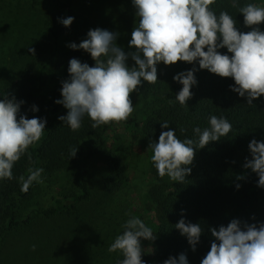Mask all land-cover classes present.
Masks as SVG:
<instances>
[{
    "label": "trees",
    "instance_id": "obj_1",
    "mask_svg": "<svg viewBox=\"0 0 264 264\" xmlns=\"http://www.w3.org/2000/svg\"><path fill=\"white\" fill-rule=\"evenodd\" d=\"M236 3L238 7L234 8L233 0H216L210 8L217 16L221 11L228 12L237 21V28L247 32L250 29L244 25V17L238 8L254 3V0H236ZM69 8L70 4L65 0H53L50 3L45 12L47 28L43 36L44 47L39 43L33 45L35 56L32 61L18 75L5 78L0 86V99L9 92L18 101H25L20 108L21 115L29 119L37 117L47 120L41 139L29 146L15 163L14 178L0 180V264H111L115 261L117 264L124 258L119 251L113 252L112 256L108 252L119 233L107 228L103 235L102 231H96L99 228L95 226L91 236L86 231L75 233L79 229L78 224L82 226L80 222L86 219V216L79 218L78 204L88 202L92 195L87 180L90 161L98 155H104L107 170L104 184L109 194L125 185L127 177L123 158L106 150V133L115 122L93 129V121L85 116L81 128L72 131L58 119L68 112L55 101L62 99L61 82L69 79L70 59H79L89 66L95 64L89 53L68 47L72 42L79 44L82 41L80 36H73V23L65 27L59 22L69 17L66 12ZM259 27L264 31V23ZM219 51L231 55L226 48ZM192 67L193 64L186 62L174 65L161 62L157 65V82H144L139 88L140 97L144 101H151L156 107L144 116L141 125L144 139L150 143L158 142L161 131L171 129L176 131L181 141L186 138L196 140L193 129L209 127L208 118L211 115L226 118L232 124V131L227 137L195 150L193 163L189 166L191 174L183 183H171L166 176L161 178L157 171L154 174V184L150 186L148 195L154 206L156 222L148 227L156 239L141 241L142 249L151 250L149 261L153 264H163L170 256L178 258L181 253L187 256L188 264H201L214 239L208 231L209 227L227 226L232 219L248 223L264 222V188L257 187L258 177L255 173L243 168L245 157L251 158L249 142L252 139L264 141V96L248 105L246 97H239L238 93L231 91L229 86L234 85L232 78H222L208 70H198L195 73L197 83L191 88L193 95L186 102L187 105L181 106L175 101V96L182 85L174 81L173 77ZM195 67L199 69L198 63ZM169 100L174 103L170 104ZM33 105L39 111H31ZM164 121L169 122L168 129L161 128ZM131 122L139 125L135 118ZM77 147L75 157H71L70 150ZM75 164L81 166V193L73 194L67 205L40 211L38 214L45 221L60 218L65 222L57 229L50 228L49 235L44 229H40L37 234L35 219L30 215L25 218L20 215L21 206L32 195V185L27 192L21 191L19 178H27L29 168L42 166L46 173L53 174ZM241 174L246 175V178L237 180L236 176ZM237 184L240 185L239 189ZM70 216L74 218L70 219ZM114 218L115 222L122 223L120 215L115 214ZM181 218L193 224L199 223L204 230L195 251L188 244L187 238L175 228ZM54 232L57 233V252L46 257L42 252L48 248L45 245L50 242V235ZM19 235H31L45 247L19 255L15 263L11 257L3 258L2 253L7 246L16 252L15 238ZM29 244L33 246L32 241ZM19 245L28 247L27 240Z\"/></svg>",
    "mask_w": 264,
    "mask_h": 264
},
{
    "label": "clouds",
    "instance_id": "obj_2",
    "mask_svg": "<svg viewBox=\"0 0 264 264\" xmlns=\"http://www.w3.org/2000/svg\"><path fill=\"white\" fill-rule=\"evenodd\" d=\"M216 0H132L138 24L131 32L129 48L125 52L117 45L119 33L105 29H90L87 38L79 44L72 42V50H84L94 60V66L79 59L69 61V79L62 81V99L55 101L67 110L66 116L58 117L72 131L82 126L85 116L93 121V129L111 122H121L133 113L131 94L138 92L144 82L155 84L158 80L157 65H174L177 62L193 64L190 70L177 73L173 80L182 85L175 101L187 105L192 97L191 88L197 83L195 73L208 70L222 78H232L231 91L246 97L247 104L264 96V7L253 3L238 8L244 17V25L250 30L242 32L237 21L226 11L219 15L210 8ZM232 7H238L233 0ZM74 17L62 18L60 23L69 27ZM227 49L222 54L219 49ZM206 49V50H205ZM28 52L35 56V48ZM131 58L134 66L126 61ZM199 65V69L195 64ZM25 101L17 100L7 92L0 99V180H12L13 167L26 153L29 146L38 142L45 130L46 119L27 118L20 114ZM169 103L174 101L169 100ZM31 111H39L33 105ZM209 127H196L197 139L177 138L176 131H161L158 142L149 144L158 175L168 176L172 181L183 183L191 174L189 167L194 160L195 150L203 149L213 141L227 137L232 124L224 117L211 115ZM162 129L169 122L161 123ZM184 131V129H181ZM251 158L245 157L243 168L258 177L257 187L264 188V141L252 139L248 144ZM77 148L70 150L75 157ZM30 158V157H29ZM235 163V161H233ZM27 178L21 176V191L27 192L33 182L43 183V168H29ZM246 175H237V180ZM237 189L240 185H236ZM255 220V216L252 217ZM123 233L115 237L108 248L109 253L121 252L123 259L117 264H145L142 260V240L156 239L152 229L143 220L130 216L121 225ZM175 228L187 238L192 250L200 242L203 229L199 223L186 222L181 218ZM214 238L210 250L201 264H264V222L248 223L232 219L227 226L209 227ZM35 245L32 246L33 251ZM163 264H188L187 256L181 253L169 257Z\"/></svg>",
    "mask_w": 264,
    "mask_h": 264
},
{
    "label": "rangeland",
    "instance_id": "obj_3",
    "mask_svg": "<svg viewBox=\"0 0 264 264\" xmlns=\"http://www.w3.org/2000/svg\"><path fill=\"white\" fill-rule=\"evenodd\" d=\"M52 1L0 0V86L5 78L9 79L13 75H18L32 61L34 56L28 52L29 47L38 43L44 47L43 36L47 28L45 12ZM65 1L70 4L66 12L75 18L73 36L78 35L84 40L90 29L101 28L119 33L116 43L126 53L133 50L128 45L131 32L138 24V18L135 15L136 9L132 0ZM253 4L264 7V0H254ZM126 63L129 67L134 66L131 58ZM131 100L133 113L127 120L115 122L106 133V150L123 158L127 182L114 193L109 194L104 184L107 174L104 155H98L90 161L87 180L92 195L88 202L78 204L79 218L86 216V219L80 222L82 226L78 224L79 229L75 232L76 234L86 231L85 233L90 235L95 227H98L96 231H102L103 235L106 234L107 228L122 234L121 225L130 216L140 218L147 226L156 222L154 206L150 201L148 190L154 184V174L157 170L151 161L153 152L149 148L150 142L144 139L141 127L144 116L156 107L150 103L151 101H144L138 92L131 94ZM132 118H135L139 125L131 122ZM41 178L43 183L33 182L32 195L20 210L22 218L30 215L35 219L37 234L40 229L48 233L50 228L57 229L65 222L60 218L45 221V218L40 217L38 213L59 205H67L73 194L81 193V166L75 164L53 174L44 171ZM166 178L169 182H173L167 175ZM115 214L122 217V223L114 221ZM72 218L74 217L70 216V219ZM56 235V232L50 235V242L45 245L48 248L42 252L44 256L48 257L57 252ZM26 240L28 247L23 248L19 245ZM15 241L16 252L15 250L12 252V247L7 246L2 253L3 258L11 257L13 263L15 259L18 260L19 255L33 251L30 241L36 246L35 250H42L45 247L31 235H19ZM78 250H80L79 247ZM110 255L112 256V253ZM151 255V250L143 248L141 258L145 264H153L149 261ZM112 259L114 260V255ZM110 263L116 264V261Z\"/></svg>",
    "mask_w": 264,
    "mask_h": 264
}]
</instances>
